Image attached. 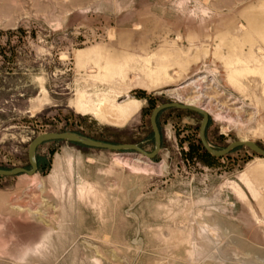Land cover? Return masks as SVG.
<instances>
[{"label": "rangeland", "instance_id": "rangeland-1", "mask_svg": "<svg viewBox=\"0 0 264 264\" xmlns=\"http://www.w3.org/2000/svg\"><path fill=\"white\" fill-rule=\"evenodd\" d=\"M202 76L209 144L264 149V0H0V169L47 132L152 152ZM202 118L162 110L150 160L40 145L0 176V264H264V156L208 153Z\"/></svg>", "mask_w": 264, "mask_h": 264}, {"label": "water", "instance_id": "water-1", "mask_svg": "<svg viewBox=\"0 0 264 264\" xmlns=\"http://www.w3.org/2000/svg\"><path fill=\"white\" fill-rule=\"evenodd\" d=\"M170 107H175L179 109H189L203 116L202 122L200 125V140H201L202 146L208 153L216 157H222L237 147L245 146V147L250 148L254 152L258 153L259 155L264 156V149L252 141L238 140V141H234L230 143L229 145H227L226 148L222 150L214 149L207 141L206 135H205L206 128L208 125V120H209L207 113L198 107L187 106V105L177 103V102H169V103H164L162 105L157 106L152 112L151 124L153 127L155 143H156L155 149L152 152L145 151L143 148H141L137 144L106 143V142L97 141L91 138H87L85 136H82L74 132H67V131L47 132V133H43L35 137L29 145L28 158H29L30 169H27L24 167H15L13 169H8V170L0 169V176L13 175V174H19V173H24V172L28 174H35L38 171V163H37V158H36L37 149L43 143L47 141H51V140H65V141H70L72 143L84 145L86 147L108 149L111 151L131 149V150L141 153L142 155L146 156L149 159H152L159 153L161 149V144H162V136L157 126V117L162 110L166 108H170Z\"/></svg>", "mask_w": 264, "mask_h": 264}, {"label": "bare ground", "instance_id": "bare-ground-1", "mask_svg": "<svg viewBox=\"0 0 264 264\" xmlns=\"http://www.w3.org/2000/svg\"><path fill=\"white\" fill-rule=\"evenodd\" d=\"M205 75V74H204ZM206 76H202V77H198V78H196L195 80H193V81H188V83L187 84H185V85H183V86H179V87H177V88H173V89H168V90H166V91H168V92H178V90L179 89H181V88H184V87H186V86H188V85H190V86H193V85H199V86H197L196 87V90L197 91H199V94H196V96H194L193 98H184V97H182V95L180 94V92L179 93H177L178 94V96H177V99H178V101L181 103V104H184V105H187V106H192V107H198V108H200V109H202L204 112H206L207 114H208V111H207V107L205 108V107H203V106H199L195 101L197 100V99H203V100H205V102H206V104H208V102H210V100H211V97L208 95V93L205 91V89H208V87H201V82H206ZM213 79V78H212ZM203 85V84H202ZM208 85V84H207ZM229 98V97H228ZM229 100V99H228ZM232 100V99H231ZM201 101V100H200ZM237 104H239V101L237 100V99H235V100H233V101H231V104H230V106L231 107H229L230 109H235L238 105ZM208 106V105H207ZM122 113V112H121ZM113 116H115V115H113ZM126 116V114H124L121 118H124ZM120 117V116H119ZM128 117V116H127ZM130 117V116H129ZM115 120V119H114ZM128 120V119H127ZM116 122V121H115ZM119 123V122H118ZM121 123V122H120ZM143 157H145L146 159H149V158H147L146 156H144L143 155ZM150 160V159H149Z\"/></svg>", "mask_w": 264, "mask_h": 264}, {"label": "trees", "instance_id": "trees-1", "mask_svg": "<svg viewBox=\"0 0 264 264\" xmlns=\"http://www.w3.org/2000/svg\"><path fill=\"white\" fill-rule=\"evenodd\" d=\"M37 158V157H36ZM38 168H40L41 158H37Z\"/></svg>", "mask_w": 264, "mask_h": 264}]
</instances>
